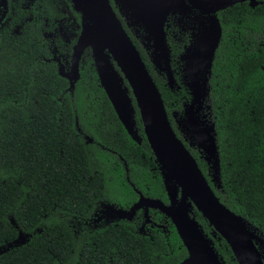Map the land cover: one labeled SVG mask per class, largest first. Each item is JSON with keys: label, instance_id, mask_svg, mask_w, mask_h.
I'll list each match as a JSON object with an SVG mask.
<instances>
[{"label": "trees", "instance_id": "obj_1", "mask_svg": "<svg viewBox=\"0 0 264 264\" xmlns=\"http://www.w3.org/2000/svg\"><path fill=\"white\" fill-rule=\"evenodd\" d=\"M111 2L162 93L177 135L221 201L264 239V0L218 12L223 36L201 111L214 124L218 181L212 163L195 141L192 146L185 140L179 124L193 99L181 57L191 35L166 29L176 79L171 88L144 37ZM7 5L0 10V264L182 262L187 248L161 211L150 210L160 225H143L141 212L134 219H112L116 209L138 200V191L166 203L169 197L139 110L140 142L128 133L101 85L91 48L83 53L74 87L59 73L54 56L70 65L81 31L72 0H8ZM61 27L74 36L66 41L58 33ZM106 199L109 217L94 226L93 213ZM194 215L225 264H239L197 208Z\"/></svg>", "mask_w": 264, "mask_h": 264}, {"label": "water", "instance_id": "obj_2", "mask_svg": "<svg viewBox=\"0 0 264 264\" xmlns=\"http://www.w3.org/2000/svg\"><path fill=\"white\" fill-rule=\"evenodd\" d=\"M249 1L252 7L263 0H114L129 26L145 27L144 36L150 58L155 67L164 72L171 88L176 79L167 41L166 23L172 14L206 15L208 25L182 55L188 71V87L193 99L185 104V116L179 121L183 133L206 155L214 168V180L220 174V153L213 134L214 124L202 118L208 95L209 76L216 51L223 36L217 13L237 3ZM8 0H0V10H7ZM81 14V31L73 46L70 67L54 56L59 73L70 81L71 88L81 77L83 53L91 48L94 64L107 96L128 133L140 140L136 128L139 110L144 132L162 169L169 197L162 199L145 196L128 210L119 209L122 219H133L145 209H157L170 217L187 248L188 256L178 264H225L213 240L194 215L197 208L209 224L230 245L239 264H264V239L252 230L240 214L227 207L217 196L198 161L177 135L170 121L162 93L150 74L142 55L127 32L111 0H72ZM127 81V84H126ZM132 95H131V93ZM134 100L136 105L134 104ZM111 210H114L111 208Z\"/></svg>", "mask_w": 264, "mask_h": 264}, {"label": "flooded vegetation", "instance_id": "obj_3", "mask_svg": "<svg viewBox=\"0 0 264 264\" xmlns=\"http://www.w3.org/2000/svg\"><path fill=\"white\" fill-rule=\"evenodd\" d=\"M246 2L249 3V1H246ZM217 15H218V17L220 19V16H219L218 13H217ZM220 21H221V19H220ZM204 25H208V22L206 20V15L199 14L198 17H196L195 16V13H191V15H182V14H178L177 13V14H172V15L169 16L168 21L166 23V29L172 27V32L174 34H181V33H184V32L189 33L191 35V41H190V44L188 46H186V49H187L191 45V43L193 42V40H194V36L193 35L194 34H197V33H200L202 31V28H203ZM131 27H133L132 30L138 36H143V37L145 36V34H146L145 27H138V26H131ZM144 46L147 49V47H148L147 42H144ZM147 50L148 51H151L150 49H147ZM216 53H217V51H216ZM215 56H216V54H215ZM214 60H215V57H214ZM182 61H183V65H184V68H185L186 61H184L183 59H182ZM184 72H186V79H187V82H188V80H189L188 79V71L185 70ZM183 134L186 137V139L185 138L184 139L186 141H188L190 145L194 146L192 144V142H194V141H191L192 139L189 138V135L188 134L186 135L185 133H183ZM138 196H139V193H138ZM107 201H108L107 199H106V201L105 200H102L101 203H100L101 204V208H98V210H96L93 213L92 219L94 221V224H93L94 226H99L101 224V222H104L105 223L106 222L105 220H107V217H109V215H107V213L105 211L106 210V207H108V204H109V202H107ZM168 203H169V201L167 202V204ZM133 204H131L130 206H128L125 210L130 209ZM120 209H123V208H120ZM118 210L119 209H116V211H114L115 212V215H114V218H112V219H116L115 221H117L119 218H121L120 215H119ZM150 210H149L150 222H146L145 209L138 210L137 213H136V215L138 214V212H141L142 213V216H143V219H144L143 220V225H145L146 223L147 224H155V225L157 224V225H160V224H158L157 222H154L151 219V217H150Z\"/></svg>", "mask_w": 264, "mask_h": 264}, {"label": "rangeland", "instance_id": "obj_4", "mask_svg": "<svg viewBox=\"0 0 264 264\" xmlns=\"http://www.w3.org/2000/svg\"><path fill=\"white\" fill-rule=\"evenodd\" d=\"M29 1H31V0H29ZM62 30H63L62 27L59 28L58 33H59V34H62V35L65 37V40H66V41H68L72 36H74V35H73L74 33L72 32V33L70 34V31H69L68 29H67V30H64L65 32L63 31V33H62ZM66 32H67V33H66ZM50 36H53V35H50ZM60 36H61V35H60ZM56 51H57V48H56ZM58 58H61V60H62V57L59 56ZM62 62H63V60H62ZM65 62H66V65L64 64L65 67H66V68H69L70 65H67V63H69V62H68V61H65Z\"/></svg>", "mask_w": 264, "mask_h": 264}]
</instances>
